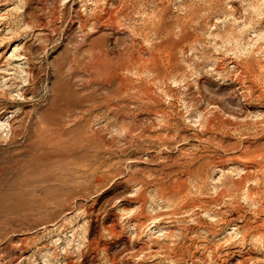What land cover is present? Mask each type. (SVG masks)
<instances>
[{
	"label": "rangeland",
	"instance_id": "1",
	"mask_svg": "<svg viewBox=\"0 0 264 264\" xmlns=\"http://www.w3.org/2000/svg\"><path fill=\"white\" fill-rule=\"evenodd\" d=\"M0 264H264V0H0Z\"/></svg>",
	"mask_w": 264,
	"mask_h": 264
},
{
	"label": "bare ground",
	"instance_id": "2",
	"mask_svg": "<svg viewBox=\"0 0 264 264\" xmlns=\"http://www.w3.org/2000/svg\"><path fill=\"white\" fill-rule=\"evenodd\" d=\"M238 72V71H237ZM250 73V72H249ZM182 197V196H181ZM193 206V205H192ZM187 209V208H186Z\"/></svg>",
	"mask_w": 264,
	"mask_h": 264
}]
</instances>
